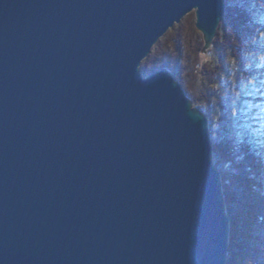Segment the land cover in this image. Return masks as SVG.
I'll list each match as a JSON object with an SVG mask.
<instances>
[{
    "label": "water",
    "instance_id": "obj_1",
    "mask_svg": "<svg viewBox=\"0 0 264 264\" xmlns=\"http://www.w3.org/2000/svg\"><path fill=\"white\" fill-rule=\"evenodd\" d=\"M225 0H0V264H228L207 116L141 65Z\"/></svg>",
    "mask_w": 264,
    "mask_h": 264
},
{
    "label": "trees",
    "instance_id": "obj_2",
    "mask_svg": "<svg viewBox=\"0 0 264 264\" xmlns=\"http://www.w3.org/2000/svg\"><path fill=\"white\" fill-rule=\"evenodd\" d=\"M254 2L263 4L264 0H244L241 5L235 6L229 5L226 0V18L214 45H220L237 60L248 50L247 36L255 25L248 4ZM178 44L175 41L176 49L165 58L148 56L143 73L149 76L161 69L170 70L194 107L207 116L213 130L211 108L213 112L214 105L210 104L214 92L211 88L220 64L216 67L208 63L201 64L199 58L203 41L200 36L193 52H185L181 48L183 43ZM198 81L201 83L197 84ZM213 154L214 164L222 176L227 213L231 221L228 264H240V257L247 259L246 264H264V158L250 145L234 147L231 143L213 144ZM226 163L230 167L225 169Z\"/></svg>",
    "mask_w": 264,
    "mask_h": 264
},
{
    "label": "rangeland",
    "instance_id": "obj_3",
    "mask_svg": "<svg viewBox=\"0 0 264 264\" xmlns=\"http://www.w3.org/2000/svg\"><path fill=\"white\" fill-rule=\"evenodd\" d=\"M228 3L231 6L241 5L244 0H228ZM248 5L252 9L255 25L247 36L248 50L245 55L237 60L229 51H225L220 45L213 44L207 54H202L201 49L199 59L201 64L208 63L211 67L220 64V69L215 74V83L211 88L214 92L210 104L214 105L213 112L211 108L212 143H231L234 147L250 145L264 158V3L254 2ZM225 18L226 16L218 32L221 31ZM195 22V12L188 14L180 24L175 25L161 38L149 58L156 56L158 59L165 58L164 56L176 49L175 41L179 43L178 45L183 43L181 48L185 52H193L199 36L203 41L202 34L195 27ZM149 58L145 59L140 67L143 76H147L143 73V68ZM199 83L201 81L197 84ZM212 159L214 161L213 153ZM229 167L230 164L226 163L225 169ZM262 192L264 194V188ZM240 259H242L239 260L240 264L247 263L246 258L240 257Z\"/></svg>",
    "mask_w": 264,
    "mask_h": 264
},
{
    "label": "bare ground",
    "instance_id": "obj_4",
    "mask_svg": "<svg viewBox=\"0 0 264 264\" xmlns=\"http://www.w3.org/2000/svg\"><path fill=\"white\" fill-rule=\"evenodd\" d=\"M147 58H148V57H147ZM147 58H146V59H147ZM173 59H174V58H173Z\"/></svg>",
    "mask_w": 264,
    "mask_h": 264
}]
</instances>
